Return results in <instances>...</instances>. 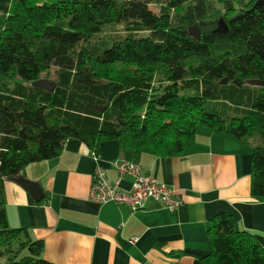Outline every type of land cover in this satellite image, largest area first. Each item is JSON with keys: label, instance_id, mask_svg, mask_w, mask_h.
<instances>
[{"label": "trees", "instance_id": "obj_1", "mask_svg": "<svg viewBox=\"0 0 264 264\" xmlns=\"http://www.w3.org/2000/svg\"><path fill=\"white\" fill-rule=\"evenodd\" d=\"M216 1L221 11L214 0H0V264H51L42 241L8 226L4 186L70 139L94 154L116 142L138 164L184 156L199 128L227 134L251 145L250 196L264 201V87L250 85L264 81V1ZM115 25L120 36H102ZM206 234L199 264H264V236L231 216Z\"/></svg>", "mask_w": 264, "mask_h": 264}, {"label": "crops", "instance_id": "obj_2", "mask_svg": "<svg viewBox=\"0 0 264 264\" xmlns=\"http://www.w3.org/2000/svg\"><path fill=\"white\" fill-rule=\"evenodd\" d=\"M251 152L249 144L199 128L182 157L142 155L138 165L143 173L174 190L181 205L170 212L161 202L148 200L143 209L131 212L88 198L95 168L116 182L113 163L121 153L132 161L131 152L104 142L95 159L86 145L70 139L59 157L31 164L20 174L38 184L41 201L17 183H5L8 226L24 228L33 240L42 241V257L51 264H199L212 251L206 231L217 214L231 216L238 231L264 236V201L250 196ZM129 185L125 178L119 189Z\"/></svg>", "mask_w": 264, "mask_h": 264}, {"label": "built area", "instance_id": "obj_3", "mask_svg": "<svg viewBox=\"0 0 264 264\" xmlns=\"http://www.w3.org/2000/svg\"><path fill=\"white\" fill-rule=\"evenodd\" d=\"M93 157L97 159L96 154ZM113 166L118 173L116 182H110L101 167L95 168L88 193L91 201L99 205H123L131 212L143 209L148 200L161 202L170 212H174L181 205V200L174 190L159 183L152 174L143 173L138 164L120 160L114 162ZM125 178L130 179L129 188L120 190L119 184ZM137 241L138 238H134V242Z\"/></svg>", "mask_w": 264, "mask_h": 264}, {"label": "water", "instance_id": "obj_4", "mask_svg": "<svg viewBox=\"0 0 264 264\" xmlns=\"http://www.w3.org/2000/svg\"><path fill=\"white\" fill-rule=\"evenodd\" d=\"M264 0H257L255 6H258L259 4H261ZM239 15V14H238ZM237 15V16H238ZM235 16V17H237ZM216 32H225L227 31V27L225 25V23L222 20H219L217 23V28L215 30ZM188 33L189 36L199 40L200 39V33L198 31V28L196 26H192L188 29ZM223 84L226 83V81L222 82ZM250 85L255 86V87H264V81H251ZM34 86L40 87L44 90L47 91H52L54 88V83L53 82H49V81H45V80H40L38 82H36L34 84ZM96 110L103 112L105 110V107H94ZM121 155V160H124V157ZM9 181L15 182L18 185H20L21 187H23L26 191H28L35 202H39L41 201L43 195L42 192L38 186L37 183L35 182H31L29 180H26L25 178H23L22 176H18L17 178L14 179H10Z\"/></svg>", "mask_w": 264, "mask_h": 264}, {"label": "rangeland", "instance_id": "obj_5", "mask_svg": "<svg viewBox=\"0 0 264 264\" xmlns=\"http://www.w3.org/2000/svg\"><path fill=\"white\" fill-rule=\"evenodd\" d=\"M39 2H51L53 0H38ZM214 8L216 11H221V6L217 3L216 0H214ZM149 9L152 12L157 13L158 12V7L154 4H150L149 5ZM122 34V26L121 25H115L112 27H109V30H107L104 34H102V36H110V37H118ZM52 72L53 70H51V76H52ZM48 81V80H45Z\"/></svg>", "mask_w": 264, "mask_h": 264}, {"label": "bare ground", "instance_id": "obj_6", "mask_svg": "<svg viewBox=\"0 0 264 264\" xmlns=\"http://www.w3.org/2000/svg\"><path fill=\"white\" fill-rule=\"evenodd\" d=\"M90 189V188H89Z\"/></svg>", "mask_w": 264, "mask_h": 264}]
</instances>
